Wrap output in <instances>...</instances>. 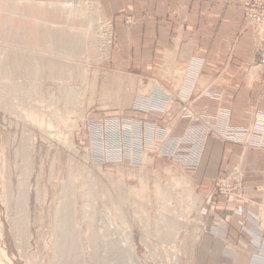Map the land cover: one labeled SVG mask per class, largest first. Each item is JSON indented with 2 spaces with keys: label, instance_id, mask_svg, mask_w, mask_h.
Listing matches in <instances>:
<instances>
[{
  "label": "rangeland",
  "instance_id": "374dc122",
  "mask_svg": "<svg viewBox=\"0 0 264 264\" xmlns=\"http://www.w3.org/2000/svg\"><path fill=\"white\" fill-rule=\"evenodd\" d=\"M246 1L262 62L264 13L252 22L248 8H257ZM58 3L67 8V0H0V264H216L193 184L198 130L178 123L193 116L190 105L173 107L172 123L151 120L159 101L128 106L133 84L107 70L110 20L94 2L68 18ZM214 188L241 195L242 170ZM58 230L76 237L66 260Z\"/></svg>",
  "mask_w": 264,
  "mask_h": 264
},
{
  "label": "crops",
  "instance_id": "0c3cea01",
  "mask_svg": "<svg viewBox=\"0 0 264 264\" xmlns=\"http://www.w3.org/2000/svg\"><path fill=\"white\" fill-rule=\"evenodd\" d=\"M97 1L114 29L107 70L133 84L128 106L137 97L161 102L150 106L156 122L172 123L173 107L185 103L193 111L178 123L198 130L193 184L216 264H251L252 254L264 264V61L255 60L242 0ZM235 167L241 195L217 194L216 178Z\"/></svg>",
  "mask_w": 264,
  "mask_h": 264
},
{
  "label": "bare ground",
  "instance_id": "6f19581e",
  "mask_svg": "<svg viewBox=\"0 0 264 264\" xmlns=\"http://www.w3.org/2000/svg\"><path fill=\"white\" fill-rule=\"evenodd\" d=\"M56 5V4H55ZM88 5V4H87ZM56 6H59V7H63V9H61V10H63L66 14H65V17H69V15H71L73 12H75L76 10L75 9H78V8H75V9H68V7L66 8V7H64L65 5H63V4H60V3H58ZM94 6L96 7L95 9H97V11H99V8H98V4H97V1H95L94 2ZM64 20V19H63ZM33 29V28H32ZM40 58V57H39ZM51 64H52V62H51ZM30 65V64H29ZM24 190V189H23ZM18 194V193H17ZM20 194V193H19ZM20 197V196H19ZM20 202V201H19ZM21 202H22V200H21ZM16 203H17V201H16ZM22 204V203H21ZM21 206V205H20ZM19 207V206H18ZM17 207V208H18ZM65 207H66V205H65ZM69 208V207H68ZM21 209V208H20ZM65 209V208H64ZM64 209H62L63 211H64ZM23 211V210H22ZM68 211V210H67ZM69 211H70V209H69ZM20 212V211H19ZM71 212V211H70ZM69 213V212H68ZM20 218H21V216H20ZM23 218V217H22ZM64 218H65V216H64ZM63 218V219H64ZM23 220V219H22ZM66 220V219H65ZM18 221H20L19 219H18ZM24 221V220H23ZM61 221L63 222V220L61 219ZM69 221V220H68ZM68 221L67 222H65L64 221V223H60V225L59 226H61V228L62 229H65L66 227H67V223H68ZM59 223V222H58ZM70 223V222H69ZM22 224V223H21ZM71 224V223H70ZM18 225V224H17ZM20 225V224H19ZM69 226V225H68ZM70 227V226H69ZM59 232H63L64 230H58ZM106 231V230H105ZM115 231V230H114ZM73 232V231H72ZM97 232H99V231H97ZM112 232V231H111ZM64 233V232H63ZM67 233H68V231H67ZM67 233H64V234H67ZM113 233V232H112ZM115 233H116V231H115ZM114 233V234H115ZM61 234V233H60ZM59 234V235H60ZM72 236H71V235ZM70 234H67L64 238L60 235V237H62V239H60V241H58V239L59 238H57V241L59 242V246H58V248L57 249H59V253H60V258H64V255H67V252L69 251V250H71V249H73V244L74 243H76V242H74V240L75 239H73V238H76V237H73V234L70 232ZM63 235V234H62ZM101 235V234H100ZM103 235V234H102ZM58 236V235H57ZM76 236V235H75ZM98 236V235H97ZM105 236V235H104ZM94 237H95V235H94ZM112 237V236H111ZM100 237H98V239H99ZM102 238V237H101ZM119 238V237H118ZM96 239H97V237H96ZM97 239V240H98ZM108 239V238H107ZM100 241V240H99ZM105 241V240H104ZM103 241V242H104ZM115 241H117V239L115 240ZM101 242V241H100ZM120 242V241H119ZM96 243V242H95ZM110 243V242H109ZM113 245H111V247H112V249H114V250H118V249H120V247H118V244H114V243H112ZM75 245V244H74ZM107 245V244H106ZM120 245V244H119ZM121 245H122V243H121ZM56 246V245H55ZM108 247V246H107ZM106 247V248H107ZM75 249H76V247H74ZM122 248V247H121ZM74 249V250H75ZM104 249H105V247H104ZM111 250V249H110ZM110 250H108V248H107V251H110ZM122 250V249H121ZM58 251V250H57ZM98 251V250H97ZM107 251H106V253H107ZM71 252V251H70ZM113 252V251H112ZM121 252V251H120ZM58 252H56V254H57ZM69 253V252H68ZM115 253H117V252H115ZM126 253V252H125ZM123 254V253H122ZM71 255H73V254H71ZM75 255V254H74ZM114 256V255H113ZM118 256V255H117ZM117 256H116V258H117ZM124 256V255H123ZM68 257V256H67ZM58 258V257H57ZM57 258H55V259H57ZM124 258H126V257H124ZM65 259V258H64ZM73 259H75V258H73ZM105 259H106V257H105ZM66 260V259H65ZM71 260V259H70ZM64 261V260H63ZM76 261V260H75ZM106 261V260H105ZM74 262V261H73ZM57 263H59V262H57ZM68 263V262H67ZM107 263V262H106ZM61 264V263H60ZM78 264V263H77Z\"/></svg>",
  "mask_w": 264,
  "mask_h": 264
},
{
  "label": "built area",
  "instance_id": "2783aa9c",
  "mask_svg": "<svg viewBox=\"0 0 264 264\" xmlns=\"http://www.w3.org/2000/svg\"><path fill=\"white\" fill-rule=\"evenodd\" d=\"M95 1L97 0H67V7L71 9H75L84 3L95 2ZM245 6L246 8L249 6H254V8H257L256 9L257 11L253 10L252 8H248V11H250L252 22L254 23H258V21L260 22V20L262 19L263 13H264L263 2H258L257 0H247L245 2ZM107 24L109 25V22H107ZM227 191H228V188L226 187H222V189L219 190V192H225V193H227Z\"/></svg>",
  "mask_w": 264,
  "mask_h": 264
}]
</instances>
